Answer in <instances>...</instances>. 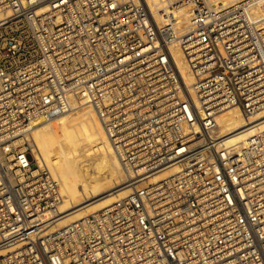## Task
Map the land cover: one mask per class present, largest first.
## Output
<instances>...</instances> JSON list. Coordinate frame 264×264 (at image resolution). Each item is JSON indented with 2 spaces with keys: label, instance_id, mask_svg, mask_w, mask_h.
<instances>
[{
  "label": "built area",
  "instance_id": "obj_1",
  "mask_svg": "<svg viewBox=\"0 0 264 264\" xmlns=\"http://www.w3.org/2000/svg\"><path fill=\"white\" fill-rule=\"evenodd\" d=\"M83 105L128 192L57 226L31 131ZM230 107L264 109V0H0V264H264V130L225 148Z\"/></svg>",
  "mask_w": 264,
  "mask_h": 264
},
{
  "label": "bare ground",
  "instance_id": "obj_2",
  "mask_svg": "<svg viewBox=\"0 0 264 264\" xmlns=\"http://www.w3.org/2000/svg\"><path fill=\"white\" fill-rule=\"evenodd\" d=\"M229 4L240 0H219ZM173 57L187 84L193 77L178 47ZM218 131L226 148L243 145L256 129L264 130V109L245 119L237 107L220 111ZM30 148L39 165L45 166L58 184L62 200L53 221L63 226L111 205L128 192L120 161L95 113L88 105L74 108L52 120L36 122ZM43 210L41 219L50 218ZM4 252L0 250V254Z\"/></svg>",
  "mask_w": 264,
  "mask_h": 264
},
{
  "label": "rangeland",
  "instance_id": "obj_3",
  "mask_svg": "<svg viewBox=\"0 0 264 264\" xmlns=\"http://www.w3.org/2000/svg\"><path fill=\"white\" fill-rule=\"evenodd\" d=\"M31 149V148H30Z\"/></svg>",
  "mask_w": 264,
  "mask_h": 264
}]
</instances>
